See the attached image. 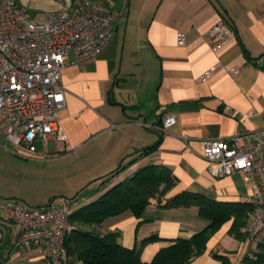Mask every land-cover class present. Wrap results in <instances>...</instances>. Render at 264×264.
Listing matches in <instances>:
<instances>
[{"label":"crops","instance_id":"crops-1","mask_svg":"<svg viewBox=\"0 0 264 264\" xmlns=\"http://www.w3.org/2000/svg\"><path fill=\"white\" fill-rule=\"evenodd\" d=\"M121 1L103 4L125 9ZM18 2L31 18L44 20L67 0ZM123 16L124 10L100 54L75 62L69 53L61 72L66 105L59 117L66 140L52 141V150L48 144L46 149L38 145L34 159L74 164V175L63 173L64 188L91 190L81 198L82 205L144 166L168 167L177 181L160 204L152 199L139 218L127 210L97 227L100 233L116 232L117 242L128 248L149 235L160 237L142 248L140 264H146L170 240L189 238L208 224L196 206H161L166 199L193 191L219 202L251 203L252 187L240 172L220 178L207 172L202 142L234 138L245 146L256 135L264 136V0H128L126 17L137 37L135 46L119 32ZM218 22L226 24L231 35L222 48L213 50L205 34ZM179 33L185 35L182 45ZM206 71L210 74L202 81ZM164 114L173 115L176 122L160 132L153 126L160 125ZM154 144L148 155L138 154ZM6 150L23 158L13 147ZM123 164L114 176L108 175ZM71 179L76 184L67 182ZM9 181L0 169V185ZM2 199L26 204L5 188H0ZM2 215L0 249L10 245L5 251L11 257L17 229ZM231 224L232 219L223 223L207 240L204 253L189 264H219L213 252L228 256L230 264H240L264 239L263 226L254 241L237 240L228 234ZM32 250H39L38 258H43L40 249Z\"/></svg>","mask_w":264,"mask_h":264},{"label":"built area","instance_id":"built-area-1","mask_svg":"<svg viewBox=\"0 0 264 264\" xmlns=\"http://www.w3.org/2000/svg\"><path fill=\"white\" fill-rule=\"evenodd\" d=\"M122 12L95 0H67L66 6L48 13L44 20L31 18L18 0H0V135L13 152L25 159L38 155V145L63 142L60 124L65 108L61 72L74 54L75 62L94 58L108 45ZM230 28L215 23L205 34L211 49L222 48ZM185 43L184 33L178 44ZM232 74L237 70L230 69ZM210 71L201 77L205 81ZM176 122L164 114L153 126L166 131ZM36 156V157H35ZM202 157L207 172L224 177L240 172L252 187L254 205L242 231L244 241H254L264 226V136L259 134L240 146L232 139H204ZM72 206H30L14 199L0 200V213L16 226V246L40 249L47 264H64L68 256L64 239L71 232Z\"/></svg>","mask_w":264,"mask_h":264},{"label":"trees","instance_id":"trees-1","mask_svg":"<svg viewBox=\"0 0 264 264\" xmlns=\"http://www.w3.org/2000/svg\"><path fill=\"white\" fill-rule=\"evenodd\" d=\"M155 148L156 144L142 149L138 154L146 156ZM125 166L126 164L119 165L108 175L114 176ZM176 181L168 167L150 164L112 185L95 200L72 210L69 218L73 228L64 239L68 256L64 264H140L142 248L150 242L160 240V237L149 235L128 248L117 242L116 232L100 233L97 227L106 218L127 210L139 218L152 199L160 204L161 198ZM161 206H196L199 215L208 224L189 238L170 240V244L160 248L146 264H189L204 253L209 237L230 219L232 224L228 234L237 240L243 239L242 228L254 209L250 202H219L193 191H183L166 199ZM211 256L219 264H230L226 255L213 252ZM240 264H264V239L257 243L256 250L249 251L242 257Z\"/></svg>","mask_w":264,"mask_h":264},{"label":"rangeland","instance_id":"rangeland-1","mask_svg":"<svg viewBox=\"0 0 264 264\" xmlns=\"http://www.w3.org/2000/svg\"><path fill=\"white\" fill-rule=\"evenodd\" d=\"M97 1L109 3L110 0ZM122 1L123 7L124 4L126 5L125 9L121 8V5L120 7L117 6V10L121 12L124 10V18L118 26L119 32L122 35L126 33L127 39L129 40L132 38L130 42L135 46L138 43L137 37L131 34L130 23H127L126 17L128 0ZM40 18L41 17H36L38 20ZM0 145H4V140L1 135ZM48 147L50 148L49 150H52V141L48 143ZM7 148L11 149V146L7 144ZM0 169L10 180L8 183L4 182L3 186L0 185V188L7 189L9 192H12L16 198H20L29 205L44 206L52 204L54 206H61L65 204V200L68 199L71 201L72 210H74L85 202L81 198L84 196L87 197L91 191H84V189L72 191L64 188L63 179H66L67 176L63 173L74 175L76 173V167L74 164H68L63 160H26L0 147ZM72 181L73 179L67 180L68 183H72ZM73 184H76V180L73 181ZM3 219L6 220L4 216ZM6 247L10 248L11 246L5 244L1 247L0 264H47V259L45 257L42 259L38 258L40 254L39 250L27 249L23 246L15 245L13 254L10 255L11 257H8L7 251H5ZM43 255H45L44 252Z\"/></svg>","mask_w":264,"mask_h":264}]
</instances>
